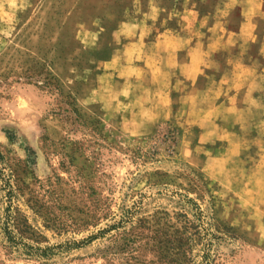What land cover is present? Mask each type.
<instances>
[{
  "label": "rangeland",
  "instance_id": "1",
  "mask_svg": "<svg viewBox=\"0 0 264 264\" xmlns=\"http://www.w3.org/2000/svg\"><path fill=\"white\" fill-rule=\"evenodd\" d=\"M220 3L0 0V264H160L146 244L149 230L131 226L155 210L177 208L164 194H157L163 191L159 185L146 184L145 174L164 171L173 177L169 188L178 189L179 184L188 188L189 178L182 170L189 169L206 181L215 197V217L248 241L220 264H264V162L256 160L254 149L248 144L240 147L230 160L234 169H228L218 158L223 141L199 144V129L177 95L171 116H157L146 129L128 130L126 122L140 119L135 114L139 104L132 103L130 109L113 104L108 108V104L115 101L117 87L123 90L121 101L132 100V92L119 86V76L103 85L98 80L111 66L119 74L118 67L132 59L129 51L124 52L134 36L120 30L123 24L141 19L142 26L147 25L138 52L142 59L152 54L161 29L176 30L184 14L208 22L220 13ZM149 11L154 18H148ZM238 12L237 7L230 11L229 27L236 26ZM226 57L215 55L212 78ZM47 73L62 95L44 86ZM68 102L74 103L81 120L73 121ZM259 113L258 107L246 111L244 139L253 138L249 123ZM166 123L180 131L173 157H168L167 143L161 141ZM253 164L257 166L244 171V166ZM6 191L11 193L10 203ZM7 205L22 215L24 236L31 237L27 243L36 245V237L40 246L61 244L62 248L47 260L29 259L9 248L2 229ZM117 223L121 227L103 237L79 247L72 244ZM236 246L230 243L220 250L228 253Z\"/></svg>",
  "mask_w": 264,
  "mask_h": 264
},
{
  "label": "crops",
  "instance_id": "2",
  "mask_svg": "<svg viewBox=\"0 0 264 264\" xmlns=\"http://www.w3.org/2000/svg\"><path fill=\"white\" fill-rule=\"evenodd\" d=\"M236 7L238 22L231 28L226 22ZM219 10L208 22H197L191 11L188 14L192 15L184 14L176 30L163 28L157 33L152 54L142 59L138 52L144 46L147 25L142 26L141 19L123 24L120 30L134 36L124 52L129 51L132 59L118 67L119 74L111 66L112 70L98 80L103 85L107 79L119 76V86L132 92V100L121 101L123 90L117 87L115 101L108 104V108L113 104L127 109L134 102L139 104L135 114L140 119L126 122L128 130L132 126L146 129L157 116H171L172 101L180 96L191 123L199 129L196 141L202 144L222 140L218 158L233 170L230 160L245 144L254 149L257 161L264 162V0H221ZM148 16L154 18L151 11ZM219 53L227 57L212 78L210 71ZM121 56L117 53L116 57L121 60ZM254 107L261 109V114L249 123L253 138L244 139L241 131L247 124L246 111ZM256 166L243 169L247 172Z\"/></svg>",
  "mask_w": 264,
  "mask_h": 264
},
{
  "label": "trees",
  "instance_id": "3",
  "mask_svg": "<svg viewBox=\"0 0 264 264\" xmlns=\"http://www.w3.org/2000/svg\"><path fill=\"white\" fill-rule=\"evenodd\" d=\"M36 73L40 74L39 71ZM43 82L50 91L63 94L62 89L50 75L45 77ZM68 104L71 106L68 111L75 116L73 121L81 120L74 103L68 102ZM161 141L167 143L168 157L176 156L180 131L170 123H166V127L161 132ZM182 172H186L189 178L188 188L181 187V184L178 189L169 188L168 185L174 182L173 177L164 171L154 170L145 174L146 184L152 187L159 185L163 191H157V194H164L177 209L171 212L164 209L155 210L151 214L137 218L138 224L131 227L132 229L144 227L149 230V242L146 244L156 252L157 262L160 264H220L224 256L234 255L238 249L247 245L248 241L243 234H239L232 226L215 217V197L210 193L206 181L193 170H182ZM192 193L199 196L206 206L203 207L197 201L199 200L197 196H191ZM6 197L10 203L12 199L10 191H6ZM136 203L138 204L137 201L133 203L134 207ZM126 212H128L127 209ZM21 217L22 215L11 210L10 205L5 207L2 229L9 248H15L29 259L45 260L55 255V249L62 248L61 244L40 246L36 237H34L36 245L27 243L25 240L31 237L24 236L26 224ZM120 227L118 223L109 225L81 241H72V244L76 247L82 246ZM14 228L18 232H14ZM135 235L142 236V233H135ZM230 243H236L238 248L230 249L228 253L220 250L221 246Z\"/></svg>",
  "mask_w": 264,
  "mask_h": 264
}]
</instances>
